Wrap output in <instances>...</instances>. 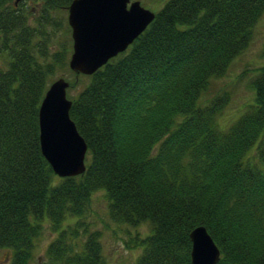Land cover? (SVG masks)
<instances>
[{
  "label": "trees",
  "instance_id": "trees-1",
  "mask_svg": "<svg viewBox=\"0 0 264 264\" xmlns=\"http://www.w3.org/2000/svg\"><path fill=\"white\" fill-rule=\"evenodd\" d=\"M0 0V250L30 264L45 224L50 264H105L98 231L76 241L94 192L117 223H147L130 264H190L189 232L204 225L217 264H264V65L255 96L228 126L226 91L207 96L251 41L264 0H166L144 31L88 78L69 111L87 143L86 170L60 178L39 145L38 109L67 68L57 14L72 0H36L38 12ZM64 36V34H63ZM87 232V230H85ZM138 238V237H137Z\"/></svg>",
  "mask_w": 264,
  "mask_h": 264
},
{
  "label": "water",
  "instance_id": "water-1",
  "mask_svg": "<svg viewBox=\"0 0 264 264\" xmlns=\"http://www.w3.org/2000/svg\"><path fill=\"white\" fill-rule=\"evenodd\" d=\"M154 17L139 0H72L67 15L72 38L69 68L77 74H93L123 52ZM68 86L63 76L53 80L38 110L41 153L59 177L77 176L86 170L87 144L69 115ZM189 238L191 264H217L220 250L204 225L195 226Z\"/></svg>",
  "mask_w": 264,
  "mask_h": 264
},
{
  "label": "rangeland",
  "instance_id": "rangeland-1",
  "mask_svg": "<svg viewBox=\"0 0 264 264\" xmlns=\"http://www.w3.org/2000/svg\"><path fill=\"white\" fill-rule=\"evenodd\" d=\"M166 0H140L141 4L153 10L158 11ZM20 4L27 6L32 12H38L39 2L36 0H21ZM57 14L62 15L67 23V7L62 8ZM68 25V24H67ZM69 27V26H68ZM66 28L58 31L57 37L53 43L60 45L69 38L70 49H72L71 32L65 37ZM70 30V27H69ZM64 34V36H63ZM68 62V61H67ZM264 65V14L256 23L251 41L247 48L234 58L226 73L215 80L209 86L207 96H211L218 91H226L228 101L226 102L218 121L221 126L231 124L244 110L248 103L252 102L255 96L252 88L253 80L259 74L260 68ZM69 67L58 72V77L63 76L69 82L73 79L70 75ZM88 78L80 77L76 86L68 89L70 96L76 95L83 87ZM263 140H264V136ZM89 160V156L87 157ZM75 226L82 224L78 235V241L81 243L87 237V233L98 231L102 254L105 258V264H130L133 263L141 253V247L136 245L137 240L149 233L147 223L137 226H131L126 223L114 222L108 213V200L104 190H98L93 193L90 207L81 217L71 218L65 224ZM87 230V232H85ZM56 233L49 229L48 223L45 224V230L42 237L38 240L34 258L30 264H50L45 260V251L48 244L55 238ZM138 237V238H137ZM9 255L6 249L0 250V264H5Z\"/></svg>",
  "mask_w": 264,
  "mask_h": 264
}]
</instances>
